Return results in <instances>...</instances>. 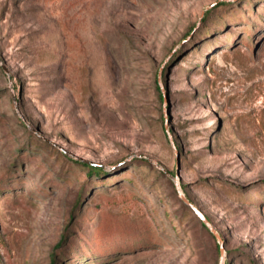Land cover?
Masks as SVG:
<instances>
[{
	"label": "rangeland",
	"instance_id": "rangeland-1",
	"mask_svg": "<svg viewBox=\"0 0 264 264\" xmlns=\"http://www.w3.org/2000/svg\"><path fill=\"white\" fill-rule=\"evenodd\" d=\"M0 264H264V0H0Z\"/></svg>",
	"mask_w": 264,
	"mask_h": 264
},
{
	"label": "water",
	"instance_id": "water-1",
	"mask_svg": "<svg viewBox=\"0 0 264 264\" xmlns=\"http://www.w3.org/2000/svg\"><path fill=\"white\" fill-rule=\"evenodd\" d=\"M179 170H180V164L178 163L177 165V172H176V175L178 176L179 175ZM177 187H178V190H179V194L181 196V198L184 200V202L186 204H188L194 211L195 213L198 215V217H200V219L207 225L210 227L211 231L216 235V237H218V239L221 241V245H220V248H221V252H223V242L224 240L222 239L221 235L218 233V231L216 229H214L211 225V222L209 220V218L194 204L192 203L188 197H186V195L183 193V191L181 190L180 188V184L179 182H177Z\"/></svg>",
	"mask_w": 264,
	"mask_h": 264
},
{
	"label": "trees",
	"instance_id": "trees-1",
	"mask_svg": "<svg viewBox=\"0 0 264 264\" xmlns=\"http://www.w3.org/2000/svg\"><path fill=\"white\" fill-rule=\"evenodd\" d=\"M84 165H86V166H88L89 167V173H91V174H97V173H99V171L101 170V167H99V166H96V165H89V164H87V163H83ZM173 174H174V172H173ZM188 199L192 202V203H194L193 202V200H191V198H189L188 197ZM184 205L185 206H189L188 204H186V203H184ZM190 207V206H189ZM191 208V207H190ZM192 209V208H191ZM193 210V209H192Z\"/></svg>",
	"mask_w": 264,
	"mask_h": 264
}]
</instances>
